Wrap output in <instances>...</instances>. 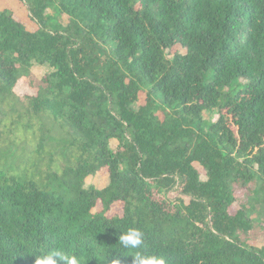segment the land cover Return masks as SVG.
<instances>
[{"label":"trees","instance_id":"1","mask_svg":"<svg viewBox=\"0 0 264 264\" xmlns=\"http://www.w3.org/2000/svg\"><path fill=\"white\" fill-rule=\"evenodd\" d=\"M20 2L35 30L0 10V264H264L238 196L264 198V0Z\"/></svg>","mask_w":264,"mask_h":264},{"label":"rangeland","instance_id":"2","mask_svg":"<svg viewBox=\"0 0 264 264\" xmlns=\"http://www.w3.org/2000/svg\"><path fill=\"white\" fill-rule=\"evenodd\" d=\"M10 9L13 10L15 16L18 20L25 24V26L29 30H35L36 24L29 19L28 12L24 6L20 2V0H0V10L2 9ZM53 14V12H50ZM56 15V14H54ZM58 19V16L55 17ZM66 19V18H65ZM33 74L36 76V81L38 82L39 79H42L44 76L48 75L52 72V69L48 66H41L35 64L32 69ZM15 91L19 95L24 94H34L36 90L32 89L29 85V82L26 78H22L15 87ZM140 104H145V95L142 93L140 95ZM204 117L207 121H214L218 118L216 113H205ZM111 146L116 148L117 143L112 142ZM109 176L107 169L102 170L96 176L90 177L86 181V187H94L96 189H103L108 185ZM257 187L254 186L250 191L242 190L238 192V196L242 198L241 203L246 207L249 211L252 219L254 220V226L256 231H253V234L257 237L255 241H251L250 244L257 246L259 248L264 247V198L261 194L257 193ZM101 205L99 204L97 208L94 210L99 211L101 210ZM238 209H240V205L236 204L232 211L235 213ZM122 213V204L116 203L112 207V211L110 215L113 214H120Z\"/></svg>","mask_w":264,"mask_h":264},{"label":"clouds","instance_id":"3","mask_svg":"<svg viewBox=\"0 0 264 264\" xmlns=\"http://www.w3.org/2000/svg\"><path fill=\"white\" fill-rule=\"evenodd\" d=\"M118 243L125 249H139L143 245V233L139 229L129 228L120 233ZM131 257L133 258L132 264H166L164 257L146 251H136ZM60 262L62 264H80L77 256L62 254L60 251L35 255L34 264H60ZM112 264H120V262L113 261Z\"/></svg>","mask_w":264,"mask_h":264}]
</instances>
